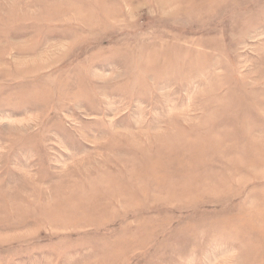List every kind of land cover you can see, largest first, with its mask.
Segmentation results:
<instances>
[{
  "label": "rangeland",
  "instance_id": "1",
  "mask_svg": "<svg viewBox=\"0 0 264 264\" xmlns=\"http://www.w3.org/2000/svg\"><path fill=\"white\" fill-rule=\"evenodd\" d=\"M0 264H264V0H0Z\"/></svg>",
  "mask_w": 264,
  "mask_h": 264
}]
</instances>
